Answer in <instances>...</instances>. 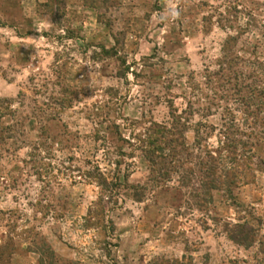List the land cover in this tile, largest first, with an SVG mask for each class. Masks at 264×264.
<instances>
[{
	"label": "rangeland",
	"instance_id": "obj_1",
	"mask_svg": "<svg viewBox=\"0 0 264 264\" xmlns=\"http://www.w3.org/2000/svg\"><path fill=\"white\" fill-rule=\"evenodd\" d=\"M0 264H264V0H0Z\"/></svg>",
	"mask_w": 264,
	"mask_h": 264
},
{
	"label": "trees",
	"instance_id": "obj_2",
	"mask_svg": "<svg viewBox=\"0 0 264 264\" xmlns=\"http://www.w3.org/2000/svg\"><path fill=\"white\" fill-rule=\"evenodd\" d=\"M155 128V127H154ZM156 143H157V140H156ZM147 154V157L149 158V159H151V158H153V157H155V158H157V159H161L162 157H160V156H156L155 155V153H151V152H149V153H146Z\"/></svg>",
	"mask_w": 264,
	"mask_h": 264
}]
</instances>
